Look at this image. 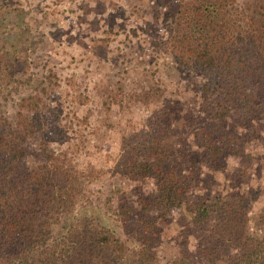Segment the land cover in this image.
<instances>
[{
	"label": "trees",
	"instance_id": "trees-1",
	"mask_svg": "<svg viewBox=\"0 0 264 264\" xmlns=\"http://www.w3.org/2000/svg\"><path fill=\"white\" fill-rule=\"evenodd\" d=\"M174 5L158 46L179 70L203 77L192 117L206 120L193 131L199 159L190 160L189 175L178 169L192 151L169 143L158 113L149 117L147 130L121 138L109 173L135 181V199L125 197L106 209L126 239L77 210L83 202L89 205L86 186L106 172L92 165L79 168L52 146L41 104L45 87L38 82L34 92L26 88L14 98L16 91L6 86L26 60L17 49L0 47V264H161L160 223L174 209L201 234V259L193 263L185 239L168 264H264V207L250 217L247 194L191 192L200 164L216 162L226 152L244 154L246 139L237 124L250 126L264 116V0H177ZM7 100L17 108L15 117L7 116ZM229 117L235 121L231 128ZM146 184L152 187L145 191ZM119 192L115 185L111 195ZM151 210L158 214L150 216Z\"/></svg>",
	"mask_w": 264,
	"mask_h": 264
},
{
	"label": "rangeland",
	"instance_id": "rangeland-1",
	"mask_svg": "<svg viewBox=\"0 0 264 264\" xmlns=\"http://www.w3.org/2000/svg\"><path fill=\"white\" fill-rule=\"evenodd\" d=\"M175 1L0 0V47L17 49L26 60L25 69L7 90H15L17 99L26 88L34 92L38 82V87H45L41 104L46 108L52 146L70 155L79 168L92 165L106 172L86 186L89 205L83 202L77 210L93 215L122 239L127 235L106 209L125 197L135 199L136 182L109 173L120 152L121 138L147 130L149 117L158 113L162 127L168 129L169 143L192 151L178 169L189 175L190 160L199 159L193 131L206 120L203 115L196 120L192 117L198 109L203 77L179 70L158 46ZM4 109L8 117L16 116L11 101L7 100ZM228 123L230 128L235 125L231 117ZM236 128L246 139L244 154L226 152L216 162L199 163L191 192L247 194L253 217L264 207V116L250 126L237 124ZM115 185L124 195H111ZM149 187L146 184L145 191ZM156 214L155 210L149 213ZM186 220L180 209H174L160 223L161 264L177 253L185 239L193 263L201 259V234L192 231L191 225L187 227ZM253 220L250 230L255 227ZM127 241L133 248L132 240ZM129 255L135 257L132 249Z\"/></svg>",
	"mask_w": 264,
	"mask_h": 264
}]
</instances>
